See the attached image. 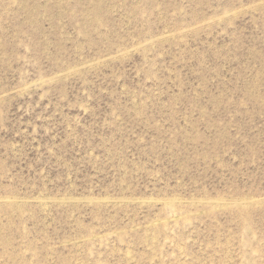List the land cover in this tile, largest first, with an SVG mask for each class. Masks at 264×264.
Here are the masks:
<instances>
[{
	"label": "rangeland",
	"instance_id": "1",
	"mask_svg": "<svg viewBox=\"0 0 264 264\" xmlns=\"http://www.w3.org/2000/svg\"><path fill=\"white\" fill-rule=\"evenodd\" d=\"M0 264H264V0H0Z\"/></svg>",
	"mask_w": 264,
	"mask_h": 264
}]
</instances>
